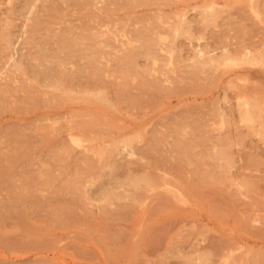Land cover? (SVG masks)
<instances>
[{"label":"rangeland","instance_id":"1","mask_svg":"<svg viewBox=\"0 0 264 264\" xmlns=\"http://www.w3.org/2000/svg\"><path fill=\"white\" fill-rule=\"evenodd\" d=\"M7 71L0 264H264V0H0Z\"/></svg>","mask_w":264,"mask_h":264},{"label":"bare ground","instance_id":"2","mask_svg":"<svg viewBox=\"0 0 264 264\" xmlns=\"http://www.w3.org/2000/svg\"><path fill=\"white\" fill-rule=\"evenodd\" d=\"M152 10H153V7H151V6L149 7V6H148V7L144 8V9H142V11H140V13H141V12H142V13H143V12L151 13ZM79 15H80V14H79ZM81 15H82V14H81ZM84 15H85V14H84ZM84 15H83V16H84ZM148 15H149V14H148ZM105 16H106V18H105L106 20H111V19H117V18H118V16L109 15V14H105ZM150 16H151V15H150ZM96 17L102 18V16H98V15L93 16V17H92V16H91V17H88V16H87V17H85V18H87L86 20H90V21L92 20V21H93V19H95ZM148 17H149V16H148ZM85 18H84V19H85ZM132 19H133V17H132ZM95 20H96V19H95ZM135 20H136V19H135ZM135 20H134V23H135ZM149 23H150V22H149ZM147 24H148V22H147ZM147 24H146V25H147ZM146 25H143V26H146ZM138 26H139V27H138ZM140 26H141V25H137V27H138V28H137V27L134 25V27H136L137 30H139ZM143 26H142V28H143ZM148 27H149V26H148ZM148 27H146V28H148ZM126 28H127V27H125L124 32L121 31L122 34H123V33L125 34V31L127 32V30H129V29H126ZM146 28L144 27L143 29H145V31L148 32V30H147ZM151 28H152V27H151ZM151 28H149V30H150ZM143 29H142V30H143ZM137 30H136V31H137ZM142 30H141V31H142ZM112 31H113V30H112ZM136 31H135V32H136ZM150 31H151V30H150ZM150 31H149V32H150ZM116 32H117V31H116ZM119 32H120V31H119ZM121 32H120V33H121ZM133 32H134V31H133ZM138 32H140V31H137L136 33H138ZM143 32H144V30L142 31V34H143ZM149 32H148V33H149ZM153 32H154V31H153ZM128 33L130 34V31L127 32V35H129ZM78 34H79V33H78ZM82 34H83V36L86 35V34H84L83 32H82ZM113 34H114V33H113ZM118 34H119V33H118ZM118 34H117V35H118ZM138 34H140V33H138ZM138 34H136V35H138ZM142 34H140L138 37H140ZM145 34L147 35L146 32H145ZM79 35H80V34H79ZM125 35H126V34H125ZM125 35H124V36H125ZM136 35H135V36H136ZM151 35H153V33H152ZM125 37H126V36H125ZM138 37H137V38H138ZM144 37L146 38V36L143 35L142 38H144ZM149 37H150V33H149ZM119 38H120V37H119ZM142 38L140 37V39H142ZM150 38H151V37H150ZM81 39H82V38H81ZM81 39H80V40H81ZM85 39H86V38H85ZM80 40H79V41H80ZM82 41H83V39H82ZM82 41H81V42H82ZM84 41H85L84 44H86V41H87V40H84ZM76 43H77V42H76ZM104 44H105V43H104ZM101 45H102V44H101ZM89 46H90V44H89ZM89 46H88V47H89ZM102 46H103V45H102ZM75 47H76V46H75ZM75 47H74V48H75ZM80 47L82 48V46H80ZM85 47H86V45H85ZM91 47H93V46L91 45ZM61 48L63 49L64 47H61ZM65 48H66V46H65ZM81 48H80V49H81ZM102 48H103V47H102ZM78 49H79V48H78ZM86 49H87V48H85L84 51H86ZM103 49H104V48H103ZM77 51H78V50H77ZM87 52H88V50L86 51V53H87ZM72 53H74V52H72ZM76 53H77V52H76ZM81 53H82V51H81ZM72 55H73V54H72ZM61 62H62V61H61ZM61 62H60V63H61ZM64 63H65V62H63V64H64ZM135 65H136V63H135ZM65 67H66V66H65ZM82 67H83V66H82ZM79 68H80V67H79ZM83 68H86V69H87V66H86V67H83ZM80 69H81L80 71H82V68H80ZM62 70H63V69H62ZM77 70H78V69H77ZM77 70H76V71H77ZM83 70H84V69H83ZM73 71H74V70H73ZM87 71L89 72V69H88ZM91 71H92V70H91ZM7 72H8V71H7ZM88 72H87V73H88ZM9 73H10V72L6 73L5 76H3L5 73H4L3 75L0 73V74H1L0 76H3V77H4V80H3V78H2V80H0V86H1V87H2V86H6V84L8 85L10 82H11V83H14V82L17 83L18 78H17L16 76H14V75L9 74ZM74 73H75V71H74ZM84 73H85V72H83V73H78V74H84ZM87 73H86V74H87ZM89 73H90V72H89ZM93 73H94V72H93ZM97 73H98V72H97ZM72 74H73V73L70 74V78H71V80H72V76L74 75V74H73V75H72ZM74 76H77V75H74ZM87 76H88V78L90 77L89 74H87L86 77H87ZM91 76H92V75H91ZM78 77H79V76H78ZM83 77H84V76H83ZM86 77H85V78H86ZM73 78H74V77H73ZM61 79H62V78H61ZM96 79H98V78H96ZM84 80H85V79H84ZM86 81H87V80H86ZM86 81H85V82H86ZM94 81H95V80H94ZM97 81H98V80H97ZM19 82H20V81H19ZM11 83H10V85H11ZM14 85H15V84H14ZM16 85H17V84H16ZM90 85H91V84H90ZM11 86H13V85H11ZM11 86H10V87H11ZM17 86H18V85H17ZM21 86H22V85H21ZM86 86H87V85H86ZM1 87H0V88H1ZM6 87H7V86H6ZM10 87H8V88H10ZM13 87H15V86H13ZM18 87H20V86H18ZM2 88H4V87H2ZM8 88H7V89H8ZM23 88H25V87H23ZM4 89H5V91H7L6 88H4ZM4 89H3V91H4ZM16 89H17V88H16ZM16 89H15V91H16ZM20 89H21V91H22V88H21V87L19 88V90H20ZM87 89H88V88H87ZM0 90H1V89H0ZM23 92H24V89H23ZM28 92H29V91H28ZM67 92H68V89H67ZM67 92H66V93H67ZM85 92H86V91H85ZM87 92H88V90H87ZM89 92H90V91H89ZM60 93H62V92H60ZM66 93H65V94H66ZM70 93L72 94V91H71V92L69 91V93H68L69 96L71 95ZM65 94H63V95L61 94V95L64 96ZM68 94H66V95L68 96ZM62 96H61V97H62ZM65 97H66V96H65ZM103 97H104V96H103ZM71 100H72V96H71ZM30 104H31V103H30ZM30 104H29V105H30ZM69 109H70V108H69ZM66 111H67V110H66ZM65 113H66V112H65ZM66 114H67V113H66ZM69 114H70V112H69ZM66 117H67V116H66ZM69 117H70V116H68L67 119H69ZM65 119H66V118H65ZM67 121H68V120H67ZM67 121H66V123H67ZM3 127H4V126H3ZM69 127H70V126H69ZM0 128H1V127H0ZM6 128H7V125H6ZM8 128H9V127H8ZM8 128H7V129H8ZM37 128H38V127H37ZM71 128H72V127H71ZM22 129H23V128H22ZM2 130H3V129H2ZM2 130H1V131H2ZM3 131L6 132L5 128H4ZM3 131H2V133H3ZM7 131H8V130H7ZM33 131L35 132V130H33ZM38 131H39V129L36 130V132H38ZM22 132H23L22 135H24V131H22ZM22 132H20V133H22ZM36 132H35L34 135L40 133V132H39V133H36ZM71 133H72V132H71ZM28 134H29V133H28ZM6 135H7V132H6ZM8 135H9V134H8ZM17 135H18V134H17ZM17 135H16V136H17ZM20 135H21V134H20ZM31 135H33V133H32ZM26 136L28 137V136H30V135H26ZM26 136H25V137H26ZM40 136H41V134H40ZM69 136H70V135H69ZM3 137H4V136H3ZM3 137H2V138H3ZM12 137H15V135L12 136ZM25 137H24V139H25ZM36 137H37V136H36ZM71 137H72V136H70L69 138H71ZM15 138H16V137H15ZM19 138H21V136H18L17 139H19ZM28 138H29V137H28ZM28 138H26V139H27L26 141L29 140ZM30 138H32V136H31ZM61 138H62V137H61ZM63 138H64V137H63ZM73 138H74V137H73ZM17 139H16V141H17ZM33 139H35V138L33 137ZM42 139H43V138H42ZM42 139H41V140H42ZM57 139H58V138H57ZM82 139H83V138H81V140H82ZM2 140H4V139H2ZM9 140H10V139H9ZM12 140H13V139H12ZM22 140H23V139H22ZM22 140H21V141H22ZM16 141H15V142H16ZM31 141H32V140H31ZM31 141H30V143H31ZM58 141H60V138L58 139ZM61 141H62V140H61ZM64 141H65V140H64ZM79 141H80V140H79ZM0 142H1V141H0ZM42 142H43V141H42ZM65 142H66V141H65ZM65 142L63 143V145H64V144H65V145H68L67 143H69V142H67V143H65ZM80 142H81V141H80ZM2 143H3V142H2ZM4 143H5V141H4ZM6 143H7V142H6ZM17 143H18V142H17ZM19 143H21V142H19ZM57 143H58V142H57ZM8 144H10V143H7V145H8ZM21 144L24 145V140H23V143H21ZM31 144H32V143H31ZM33 144H34V143H33ZM53 144H54V143H53ZM77 144H79V143H77ZM2 145H3V144H2ZM13 145H15V144H13ZM13 145H12V146H13ZM29 145H30V144H29ZM34 145H35V144H34ZM30 146L33 147V145H30ZM68 146H69V145H68ZM3 147H4V146H3ZM10 147H11V145H10ZM10 147H9V148H10ZM18 147H19V145H18ZM22 147H23V146H21V148H22ZM35 147H36V146H35ZM35 147H34V148H35ZM63 147H64V146H63ZM82 147H83V146H82ZM21 148H20V149H21ZM54 148H55V147H54ZM54 148H53V149H54ZM56 148H57V147H56ZM86 148H87V147H86ZM0 149H1V148H0ZM6 150H7V149H6ZM13 150H14V149H13ZM31 150L33 151L34 149L32 148ZM37 150H38V149H37ZM54 150H55V149H54ZM68 150H69V149H68ZM68 150H67V151H68ZM70 150H71V149H70ZM2 151H3V150H2ZM9 151H12V149H10ZM9 151H6V153H9ZM49 151H50V152H48V153H53V152H51V149H50ZM58 151H59V148H58ZM65 151H66V150H65ZM67 151H66V152H67ZM3 152H4V151H3ZM66 152H65V153H66ZM4 153H5V152H4ZM6 153H5V154H6ZM30 153H31V152H30ZM42 153H43V152H42ZM60 153H61V152H60ZM70 153H71V152H70ZM15 154H16V153H15ZM15 154H14V155H15ZM35 154H36V153H35ZM37 154H38V152H37ZM37 154H36L35 156L40 158V156H37ZM63 154H64V153H63ZM17 155H18V154H17ZM33 155H34V154H33ZM33 155H32V158L34 159ZM38 155H39V154H38ZM56 155H57V154H56ZM59 155H62V154H59ZM66 155H67V154H66ZM69 155H70V154H69ZM2 156H3V157H2ZM2 156H1L2 158H5L4 155H2ZM8 156H9V159H10V157H11L12 155H8ZM25 156H27V155H25ZM48 156H50V155H48ZM51 156H52V155H51ZM54 156H55V155H54ZM62 156H63V155H62ZM13 157H14V156H13ZM17 157H18V156H17ZM28 157H29V156H28ZM36 157H35V159H36ZM59 157H60V156H58L57 159H58ZM21 158H23V156H21ZM30 158H31V157H30ZM5 159H6V160H5ZM5 159H0V161H1V162H2V160L7 161V158H5ZM18 159H19V157H18ZM26 159H27V158H26ZM40 159H41V158H40ZM64 159H65V158H64ZM66 159H67V158H66ZM66 159H65V161H66ZM68 159H69V157H68ZM68 159H67V161H68ZM71 159H72V158H71ZM11 160H12V159H11ZM16 160H17V159H16ZM19 160H20V159H19ZM21 160H22V159H21ZM27 160H28V159H27ZM38 160H39V159H38ZM43 160H44V159H43ZM43 160H41V161H43ZM48 160H49V159H48ZM52 160H53V159H52ZM24 161H26V160H24ZM28 161H30V160H28ZM33 161H34V160H33ZM45 161H46V160H45ZM67 161H66V162H67ZM70 161H71V160H70ZM7 162H8V164H9V162L12 163L11 161H7ZM7 162H6V163H7ZM16 162H17V161H16ZM16 162H15V163H16ZM22 162H23V161H22ZM22 162H21V163H22ZM34 162H35V161H34ZM36 162H37V160H36ZM55 162H56V161H55ZM59 162H60V161H59ZM61 162H62V161H61ZM63 162H64V161H63ZM2 163H4V162H2ZM6 163L2 164V166H4ZM15 163H13V164H15ZM25 163H26V162H25ZM25 163H24V164H25ZM45 163H46V162H45ZM68 163H70V162H68ZM8 164H7V165H8ZM17 164H18V163H17ZM19 164H20V161H19ZM22 164H23V163H22ZM24 164H23V165H24ZM30 164H31V163H30ZM34 164H35V163H34ZM57 164H58V163H57ZM57 164H56V165H57ZM70 164H71V163H70ZM23 165H22V166H23ZM26 165H27V164H26ZM32 165H33V163H32ZM32 165H31V166H32ZM64 165H65V164H64ZM67 165H68V164H67ZM71 165H72V164H71ZM38 166H39V165H38ZM5 167H6V166H4V168H5ZM8 167H9V166H8ZM13 167H14V166H13ZM13 167H11V169H12ZM24 167H26V166H24ZM36 167H37V166H36ZM70 167H71V166H70ZM0 169H1V168H0ZM5 169H7V168H5ZM9 169H10V168H8V170H9ZM16 169H18V166H17V168H15V170H16ZM40 169H42V168H40ZM63 169H64V168H63ZM70 169H71V168H70ZM70 169H69V170H70ZM2 170H3V172H4V169H2ZM13 170H14V169H13ZM13 170H11V171H13ZM35 170H36V169H35ZM17 171H18V170H16V172H17ZM23 171H24V170H23ZM26 171H27V170H25L24 173H25ZM30 171H34V169H32V170L30 169ZM36 171H37V170H36ZM65 171H66V170H64V172H65ZM6 172H7V170H6ZM28 172H29V171H28ZM0 173H1V172H0ZM17 173H18V172H17ZM26 173H27V172H26ZM26 173H25V175H26ZM20 174H21V172H20ZM22 174H23V173H22ZM27 174L30 175L29 173H27ZM39 174L41 175V173H39ZM42 174H43V173H42ZM44 174H45V173H44ZM15 175H16V174H15ZM25 175H24V176H21V175H20V176H21L22 178H24V177L26 178L27 175H26V176H25ZM31 175H32V174H31ZM34 175H37V174L34 173ZM40 175H38V176H39V179H41V182H42V177L40 178ZM38 176H37V177H38ZM50 176H51V175H49V178H50ZM13 177H14V176H13ZM2 178H4L3 175H2ZM15 178H16V177H15ZM22 178H21V179H22ZM5 179H6V178H5ZM13 179H14V178H13ZM18 179H20V178H18ZM26 179L28 180L29 178H26ZM34 179H35V178H34ZM39 179H37V180H39ZM0 180H1V179H0ZM29 180L31 181V179H29ZM29 180H28V182H29ZM47 180H48V178H47ZM70 180H71V179H70ZM3 181H4V180H3ZM12 181H13V180H11V182H12ZM7 182H8V181H7ZM15 182H16V181H15ZM18 182H19V181H18ZM33 182H34V180H33ZM36 182H37V181H36ZM4 183L6 184V182H4ZM4 183L2 182L1 184H4ZM12 183H13V182H12ZM34 183H35V182H34ZM39 183H40V181H39ZM1 184H0V185H1ZM7 184H8V183H7ZM16 184H18V183L16 182ZM25 184H26V182H25ZM31 184H32V183H31ZM20 185H21V183H20ZM23 185H24V184H23ZM34 185H39V186H40V184H37V183H35ZM1 186H2V185H1ZM6 186H7V185H6ZM6 186H5V189H9V187L6 188ZM8 186H9V184H8ZM16 186H17V185H16ZM10 187H11V185H10ZM18 187H19V186H18ZM22 187H23V186H22ZM24 187H25L24 189L27 188L26 186H24ZM30 187H31V185H30ZM33 187H34V186H33ZM67 187H68V186H67ZM1 188H2V187H1ZM11 188H13V185H12ZM15 188H16V187H15ZM15 188H13L12 190H14ZM36 188H37V187H36ZM36 188H35V189H36ZM69 188H71V186H70ZM5 189H3L2 191L5 192V191H4ZM20 189L22 190V188H20ZM33 189H34V188H33ZM35 189H34V193H35ZM40 189H41V187H40ZM10 190H11V189H10ZM12 190H11V191H12ZM17 190H19V189H15L16 193H17ZM31 190H32V188H30V191H29V192H31ZM68 190H69V189H68ZM19 191H20V190H19ZM26 191H27V190H26ZM38 192H39V191H38ZM11 193H12V192H11ZM18 193H19V192H18ZM18 193H17V194H18ZM25 193L28 194V192H25ZM39 193H41V192H39ZM70 193H71V192H70ZM0 194H2V193H0ZM4 194H5V193H4ZM4 194H3V195H4ZM8 194H9V192L7 193V191H6V195H8ZM20 194L22 195V198H25L26 195L23 196L22 193H20ZM32 194H33V193H32ZM3 195H2V196H3ZM10 195H11V194H10ZM10 195H9V196H10ZM14 195H16V194H14ZM33 195H34V194H33ZM33 195H32V196H33ZM36 195H37V194L35 193L34 196H36ZM38 195H39V194H38ZM18 196H20V195H18ZM27 196H28V197H31V195H30V196L27 195ZM20 197H21V196H20ZM1 198H2V197H1ZM1 198H0V200H2ZM3 198H4V197H3ZM16 198H17V196H16V197L14 196V199H15V200H16ZM22 198H21V199H22ZM26 198H27V197H26ZM26 198H25V199H26ZM31 198H33V197H31ZM6 199H7V198H6ZM38 199H41V198H40V195H39V198H38ZM4 200H5V199H4ZM41 200H42V199H41ZM7 202H11V203H9V206H10V205H13L12 207H10V209H11V208H12V209H14V208L17 209L16 211L14 210V211H15V214H16L17 212H18L20 215L23 214V213H25V211H26V206H24V203H23L20 199H18L17 201H14V200H10V199H8ZM14 202H15V203H14ZM28 202H29V201H28ZM28 202H27V205H28ZM13 203H14V204H13ZM25 203H26V202H25ZM3 204H4V203H3ZM3 204H2V205L0 204V205L2 206V208H4ZM7 204H8V203H6V205H5L6 207H7ZM31 204H32V203H31ZM33 205H34V204H33ZM42 205H43V204H42ZM6 207H5V210H7ZM0 208H1V207H0ZM12 209H11V210H12ZM1 210H2V209H1ZM39 210H40V208H39ZM41 210H42V209H41ZM8 211H9V210H8ZM28 211H29V210H27L26 212L28 213ZM4 212H7V211H4ZM9 212H10V211H9ZM12 212H13V211H12ZM33 212H34V210H33ZM35 212H36V210H35ZM2 213H3V212H2ZM18 213H17V214H18ZM19 214H18V215H19ZM28 214H29V213H28ZM30 214H31V213H30ZM4 215H5V213H4ZM4 215L2 214V216H4ZM6 215H8V214H6ZM6 215H5V217H3V218H6V217H7ZM9 215H10V217H12L11 214H9ZM9 215H8V217H9ZM20 215H19V216H20ZM23 215H24V214H23ZM23 215H22V217H23ZM14 216H15V215H14ZM14 216H13V217H14ZM33 216H34V214H33ZM8 217H7V218H8ZM15 217H16V216H15ZM27 217H28V216H27ZM35 217H36V216H35ZM1 218H2V217H1ZM17 218H18V217H17ZM19 218H20V217H19ZM31 218H32V217H31ZM37 218H38V217H37ZM2 220H3V219H2ZM4 220H5V219H4ZM4 220H3V221H4ZM8 220H9V219H8ZM2 223H3V224H4V223H5V224L7 223V225H9L8 222H2ZM10 223H11V222H10ZM0 225H1V224H0ZM1 226H2V225H1ZM5 226H6V225H5ZM7 227H8V226H7ZM3 228H4V227H3Z\"/></svg>","mask_w":264,"mask_h":264}]
</instances>
